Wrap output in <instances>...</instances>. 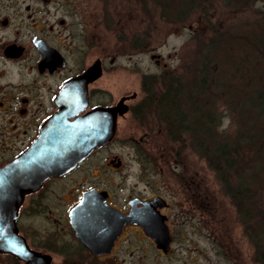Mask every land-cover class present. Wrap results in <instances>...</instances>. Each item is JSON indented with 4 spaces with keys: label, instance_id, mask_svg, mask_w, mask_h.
I'll use <instances>...</instances> for the list:
<instances>
[{
    "label": "flooded vegetation",
    "instance_id": "flooded-vegetation-1",
    "mask_svg": "<svg viewBox=\"0 0 264 264\" xmlns=\"http://www.w3.org/2000/svg\"><path fill=\"white\" fill-rule=\"evenodd\" d=\"M79 10L77 0H0V167L26 153L46 120L62 108L74 121L121 99L126 107L117 112L110 139L70 171L45 179L23 195L14 225L21 241L18 249L27 260L0 252V264H172L181 229L189 227L213 239L206 236L207 198L194 178L199 174L187 179L185 173L163 178L125 172L124 149L136 154L140 166L145 164L141 149L149 145L152 128L144 118L154 105V74H141V94L132 92L117 100L106 87H99L109 71L108 57L105 52L95 55L94 43L78 20ZM95 65L98 77L93 73L92 80H80ZM74 81L71 92L61 98ZM119 122L126 127L118 133ZM155 176L161 178L159 183ZM221 190L245 220L239 221L234 252H228L220 237L217 254L229 255L231 264H264V247L250 220L251 192L233 196L226 187ZM158 227L166 230V251L154 238Z\"/></svg>",
    "mask_w": 264,
    "mask_h": 264
},
{
    "label": "rangeland",
    "instance_id": "rangeland-1",
    "mask_svg": "<svg viewBox=\"0 0 264 264\" xmlns=\"http://www.w3.org/2000/svg\"><path fill=\"white\" fill-rule=\"evenodd\" d=\"M77 3L80 8L78 20L86 38L94 43L95 55L105 52L108 57L105 67L109 71L99 80L98 86L106 87L115 100L132 92L141 94L143 73L154 74L158 83L154 85L156 99L157 92L163 90L160 82L171 73L180 75L184 81L183 101L188 104L187 97L192 95L190 90L195 81V77L189 75V68L196 42H206L214 29L223 30L264 18V0H257L252 7L241 10H232L220 1L206 18L193 17L179 24L165 21L152 0H77ZM151 55L155 57L151 59ZM112 58L114 62L110 64ZM209 102L214 107L213 128L216 136L228 145L229 153L234 154L232 147L240 152L236 171L230 173L229 182L253 186V218L250 220L254 221L255 227L262 226L256 236L254 229V236L256 239L257 236L261 238L258 242L264 247V190L256 186L254 181L256 155L246 141H242L246 124L240 111L227 110L218 96L211 95ZM155 110L154 105L149 106L144 118V124L152 128L149 145L141 149L145 164L140 166L136 154L130 149H124L127 163L125 172L162 174L163 178L171 173H185L187 179L199 174L194 178L197 183L201 182L207 198L206 236L213 239H206L201 233H193L189 227L181 229V238L178 236L173 244L172 264H229V255L225 258L217 254L218 240L224 238L228 252L233 253L232 244L240 231L239 221L245 219L236 213L229 197L221 190L225 187L223 179L211 168L205 154L192 148L190 135L182 134L177 135L175 140L170 139L163 121L157 119ZM125 127V124L119 122L118 133L125 130ZM133 133L140 135L135 128ZM113 152L122 154L118 148H114ZM160 179L155 176L154 182L159 183ZM242 251L245 250L242 248Z\"/></svg>",
    "mask_w": 264,
    "mask_h": 264
},
{
    "label": "trees",
    "instance_id": "trees-1",
    "mask_svg": "<svg viewBox=\"0 0 264 264\" xmlns=\"http://www.w3.org/2000/svg\"><path fill=\"white\" fill-rule=\"evenodd\" d=\"M152 1L165 21L179 24L193 17L206 18L220 1L232 10H241L252 7L257 0ZM211 32L206 42H196L189 68V75L195 77L190 90L192 95L187 97L189 103L183 101L184 81L180 75L169 73L160 82L162 92L158 91L154 99L155 113L157 119L163 121L170 139L190 135L192 148L205 154L228 192L233 196H245L253 186L229 182L230 173L236 171L240 152L232 147L234 154L229 153L228 145L216 136L214 107L209 98L214 94L221 98L227 110L240 111L246 124L242 141H246L257 158L254 181L264 190V18ZM155 83L154 77V85L158 84ZM261 229V225L255 227V236Z\"/></svg>",
    "mask_w": 264,
    "mask_h": 264
},
{
    "label": "water",
    "instance_id": "water-1",
    "mask_svg": "<svg viewBox=\"0 0 264 264\" xmlns=\"http://www.w3.org/2000/svg\"><path fill=\"white\" fill-rule=\"evenodd\" d=\"M93 73L94 78L98 77L97 65L91 67L88 75L80 80H92L90 75ZM76 82L67 85L61 98L71 92ZM125 108L121 99L111 108L95 109L74 121H69L71 116L62 108L46 120L26 153L0 167V252L16 254L27 260L26 253L18 249L21 241L14 225L16 210L23 195L37 189L45 179L70 171L95 147L110 139L116 114H121ZM70 217L72 219L73 212ZM154 238L157 246L166 251L169 239L165 228H155Z\"/></svg>",
    "mask_w": 264,
    "mask_h": 264
}]
</instances>
